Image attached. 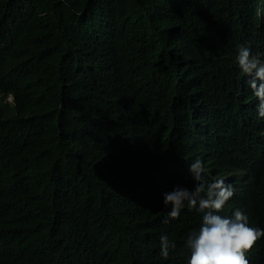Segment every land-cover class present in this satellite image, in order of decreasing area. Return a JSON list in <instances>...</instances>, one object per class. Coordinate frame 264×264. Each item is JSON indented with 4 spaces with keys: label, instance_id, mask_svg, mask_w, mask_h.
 Masks as SVG:
<instances>
[{
    "label": "trees",
    "instance_id": "obj_1",
    "mask_svg": "<svg viewBox=\"0 0 264 264\" xmlns=\"http://www.w3.org/2000/svg\"><path fill=\"white\" fill-rule=\"evenodd\" d=\"M240 45L264 54V0H0V264H187L203 214L162 223L163 194L197 158L264 228Z\"/></svg>",
    "mask_w": 264,
    "mask_h": 264
},
{
    "label": "clouds",
    "instance_id": "obj_2",
    "mask_svg": "<svg viewBox=\"0 0 264 264\" xmlns=\"http://www.w3.org/2000/svg\"><path fill=\"white\" fill-rule=\"evenodd\" d=\"M64 3L67 5V0ZM262 55L253 54L249 47L240 45L236 56L239 68L249 77L246 83L258 101L256 107L260 118H264ZM187 165L194 185L192 188L177 185L163 194V204L169 211L162 221L167 224L178 219L185 205L189 210L195 209L203 214L199 227L186 237L185 244L191 252L187 264H250L247 252L259 238L264 237V228L250 226L247 214L240 208H236L230 216L218 214L234 194L232 185L226 183L224 177L208 182L199 158L187 162ZM159 241L160 255L167 259L169 250L174 249L176 244L164 233L160 234Z\"/></svg>",
    "mask_w": 264,
    "mask_h": 264
},
{
    "label": "rangeland",
    "instance_id": "obj_3",
    "mask_svg": "<svg viewBox=\"0 0 264 264\" xmlns=\"http://www.w3.org/2000/svg\"><path fill=\"white\" fill-rule=\"evenodd\" d=\"M9 101L11 102L12 101V98H9Z\"/></svg>",
    "mask_w": 264,
    "mask_h": 264
}]
</instances>
